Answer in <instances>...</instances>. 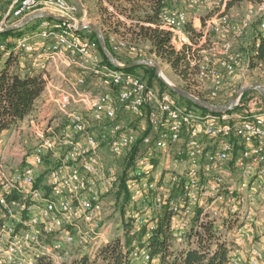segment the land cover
I'll use <instances>...</instances> for the list:
<instances>
[{"label":"built area","instance_id":"built-area-1","mask_svg":"<svg viewBox=\"0 0 264 264\" xmlns=\"http://www.w3.org/2000/svg\"><path fill=\"white\" fill-rule=\"evenodd\" d=\"M226 3L185 1L189 9L205 6L211 13L197 39L187 31V10L165 11L154 26L171 33L170 46L177 53L185 51L189 69L195 67L199 77L211 83L203 100L219 107L229 106L235 97L227 95L224 71L237 75L245 58L233 52L227 38L242 35L253 15L245 17L241 29L229 20ZM4 9L5 0H0V31L38 13L66 17L73 23L42 18L34 31L14 41L11 50H7L8 42L0 43V55L20 53L21 66L40 72L46 82L36 111L22 121L29 119L22 131L29 130L39 141L27 165L8 173L0 162V264H39L43 258L53 264H71L72 245L88 249L84 255L96 259L111 242L104 230L103 198L118 192L124 171L128 173L127 218L132 220L133 233L146 228L150 237L159 213L168 209L175 238L184 248L194 228L201 230L212 222L218 238L230 247L228 264H264V110L240 108L244 93L232 109L211 111L173 95L166 84L169 90H162L157 82L149 84L141 74L116 67L109 59L111 66L106 64L99 39L82 33L94 32L90 29H78L86 25L73 17L80 8L68 0H13ZM258 10L263 13L261 37L264 2ZM104 29L100 31L105 40ZM219 37L221 41H216ZM110 44L116 54L134 62H155L145 58L137 41L111 35ZM259 44L257 40L256 49ZM246 59L248 68L253 65L264 72V59ZM92 84L95 89L90 88ZM42 98L55 111L43 118L35 116ZM57 114L63 121L54 125ZM104 146L114 157L127 159L128 168L122 174L105 167L99 155ZM49 156L58 167L49 173L47 190H43L37 183ZM14 193L21 196L20 201H9ZM53 234L57 238L47 253L24 254L39 245L42 237ZM245 246L249 256L243 260ZM131 259L132 264L139 259L156 263L146 248H137Z\"/></svg>","mask_w":264,"mask_h":264},{"label":"trees","instance_id":"trees-1","mask_svg":"<svg viewBox=\"0 0 264 264\" xmlns=\"http://www.w3.org/2000/svg\"><path fill=\"white\" fill-rule=\"evenodd\" d=\"M102 7L108 15V19L111 20L116 15L112 14L108 8L103 5L108 3L119 14L126 15L133 23L132 28L136 30L133 34L136 41H143L148 43L151 47L149 53L155 54L159 58H162L172 64L173 68L178 72L181 79L190 85L191 73H189V63L183 53H177L171 46V33L161 30L158 27L161 21V15L165 11L174 10L175 5L185 3L186 0H100ZM264 0H227L225 13L227 14L234 8L241 6L244 3H252L259 5ZM107 18V17H106ZM103 21L107 29L104 31V37L108 49L110 52L120 61H124L127 64H131L134 60H123L119 54H116L110 44V36L113 33L119 32V28L123 23L117 21V23L108 22V19ZM33 23L26 25L18 30L5 31L0 33V43L8 42V49L11 50L13 45H10V39L21 36L28 29L32 28ZM149 24V25H145ZM131 30V29H130ZM187 31L195 34V29L192 24L187 25ZM84 35H88L93 40L98 41L97 34L95 32H82ZM259 40V47L256 49V41ZM100 51L104 62L111 66L108 58L104 54L102 48ZM250 53V54H249ZM3 53L1 52V55ZM248 54V56H247ZM244 55L252 62L264 59V36L259 37V34L255 37L252 50H249ZM253 54V55H252ZM0 55V138L6 131H11L19 125L26 117L32 115L37 109V103L40 100L44 88L45 79L40 72H33L28 67H22L19 59L10 56L2 60ZM243 55V54H242ZM143 70V74L140 72ZM129 72L141 74L149 84L157 82L162 90H169L164 82L159 77L156 68L148 66H138L133 69H127ZM196 74V73H193ZM188 89V87H187ZM173 95H176L172 90H169ZM199 92V91H198ZM199 97L206 99L204 94L198 93ZM250 94L247 92L244 94L242 104L240 108H246L247 103L251 100ZM189 104L194 105L191 101H187ZM262 104V103H261ZM135 152L132 153L128 165L132 164L135 158V153L138 151V147L135 148ZM50 158V157H49ZM50 166V167H49ZM58 167V163L54 161L51 166L45 164L46 171L42 174V177L37 183V187L42 188L46 179L51 171ZM128 178L127 171H124L121 175L120 185L118 192H116L118 201L126 207L128 203L129 194L127 192L126 181ZM21 200V196L14 193L9 197V201ZM133 226H124L123 237L113 239L108 245L103 247L99 256L92 260L90 256L83 255L72 261L71 264H132V253L137 249L146 248L152 258H154L157 264H228L230 259V247L221 239L218 238L214 224L208 222L203 224L201 230L193 229L187 237L188 248L179 247L175 235L172 230L171 214L168 209H164L158 215L157 228L147 238V229L143 228L141 231L133 233ZM194 241V245L193 242ZM39 264H53L47 259H40ZM152 264V263H149Z\"/></svg>","mask_w":264,"mask_h":264},{"label":"rangeland","instance_id":"rangeland-1","mask_svg":"<svg viewBox=\"0 0 264 264\" xmlns=\"http://www.w3.org/2000/svg\"><path fill=\"white\" fill-rule=\"evenodd\" d=\"M12 2L13 0H5V9H4L5 11L8 10V7L12 4ZM70 3L80 8L79 12L73 15V17L78 20L79 25L94 24L98 26L100 29L102 28L107 29L106 28L107 26L103 24V21L105 20L106 17H107L106 19H108V15L104 10V8L102 7V4H100L101 3L100 0H72ZM103 5L106 8V4ZM82 6H84L85 8H83ZM258 7L259 5H254L252 3H244L241 6L234 8L227 13L229 20L233 24L237 25L239 28L242 29L245 17L251 12H253L251 23L249 27L243 31V34L238 37L232 35L231 37L227 38V41L232 42L233 52L241 53L245 55L249 50H252V45L255 37L259 33V25L263 17V13L258 10ZM173 9L187 10L191 16L195 17V19L198 20L199 26L198 28H195V34H193L195 35V37L197 36L196 39L199 37L198 31H201V29L205 24V21L211 15L209 9L206 8L205 6L199 7L197 9H189L184 2L175 5ZM110 12L116 15V18L114 17L111 20L108 19L109 23L110 22L117 23V21H120V23L124 24L120 26L119 32L113 33L111 35L124 36L125 38L131 41H136V38L133 34V31H135L136 29L132 28L133 22L126 15L119 14L116 11H115L116 13H113L112 11ZM39 23H40L39 19L35 20L34 24L32 25V28L28 29L26 32L34 31L38 27ZM17 38L10 39L9 41L11 42L10 45H14V41ZM216 41H221V38L219 37L218 40L216 39ZM137 43L144 50V56H146L145 58L154 60L160 66L164 76L175 86L192 93L196 97H199L198 94L199 92L197 88L199 89L200 92L202 91L204 93L205 97L209 96V92H210L209 87L211 83L210 82L208 83V81L206 80H202L199 77L197 69L195 67L192 68V70L191 68L188 70L189 73H191L190 74L191 80H190V85H187L181 80V78H178L179 77L178 72H176L172 64H170L168 61L162 58H159L155 54L149 53L151 51L150 50L151 47L148 43H145L141 40L139 42L137 41ZM18 56H21L20 53L15 52V54H13V57L17 58ZM124 56L120 55V57H122L123 60L128 59L127 57ZM1 57L2 60L5 59L4 54H2ZM140 72L143 74V70H141ZM224 83L225 86L227 87L226 91L229 94V99L233 98L242 88H247L248 90L245 93L248 92L252 98H256L259 100L260 103H262L260 106L256 101H253L252 109L255 110L256 112L262 111L264 109V97L261 94L260 89L251 88L253 86L254 87L259 86L264 88V72L253 65L251 66V68H248L246 58H243L242 64L237 69V75L230 76L226 74V72L224 71ZM90 88L95 89L96 87L93 86L92 84L90 85ZM62 121L63 120L61 116L57 114L53 123L55 125L57 122H62ZM128 123L129 122H127V124ZM24 131L25 134L20 133L18 135L16 134L15 137L13 138L8 137V139L6 140V146L8 147V149L7 148L0 149V162L3 163V165L6 167V171L8 173H11L16 169H21L25 167L27 165L26 162L27 158L31 156L36 145L39 143V141L35 139L34 135L30 133L29 130L25 129ZM24 140L27 142H25ZM99 155L106 168H115L121 174L122 171L128 168L127 159L114 157L107 146H104L102 147V149H100ZM49 157H46L45 164L48 165V163H50L52 166L55 160ZM47 187L48 186L46 179V182L44 183V186H42V189L47 190ZM178 194L179 193H177L176 195ZM103 205H104V214H103L104 230L107 233L106 235L109 236L108 239L111 241L115 238L123 237V233H124L123 226L126 225L129 227L130 225H132L131 223L132 220H130V218H127V212L129 211V207L128 206L124 207V211H123V204L122 202L118 201L115 192L103 198ZM23 228H20V230H22ZM56 238H57L56 234L50 236H44L41 238L39 245L31 246L30 248L26 249V251H24V254L31 255L32 257H34V255H41L42 253H47V249L53 245V242L55 241ZM8 244L9 243H7L6 246ZM179 247L184 248L181 245ZM69 250L72 261L88 252V249H82L77 245H72L71 247H69ZM20 256L22 255H19V257ZM134 263L149 264L147 262H143L141 259L135 260ZM153 264H157V262Z\"/></svg>","mask_w":264,"mask_h":264},{"label":"water","instance_id":"water-1","mask_svg":"<svg viewBox=\"0 0 264 264\" xmlns=\"http://www.w3.org/2000/svg\"><path fill=\"white\" fill-rule=\"evenodd\" d=\"M42 18L53 19V20H58V21H67V22L73 23V21L71 19L66 18V17L56 16V15L49 14V13H38V14L32 15L31 17L27 18L20 25L13 26V27H9V28L5 29L4 31H0V33L5 32V31H11V30L21 29L24 26L32 23L33 21H35L37 19H42ZM78 29L79 30L90 29V30L94 31L98 35V39H99V42H100V45H101V48H102L104 54L111 61V63L113 65H115L116 67L124 68V69H133V68H136L138 66H143V65L151 64V65L154 66V68H156V70L158 72L159 79L161 81H163L174 93H176L177 95H179V96H181L183 98L189 99L190 101H192L196 105H198L200 107H203V108H206L208 110H211V111H228V110H230V109H232L234 107L235 101L238 98H240L248 90L247 88H242L239 91V93H237L235 95V97L233 98V101L231 102V104L229 106H227V107L214 106V105L206 102L205 100L196 97L195 95L191 94L190 92H188V91H186V90H184L182 88H179V87L175 86L174 84L168 82L161 75L160 66L157 63L153 62V61L140 60V61H136L134 63L128 64V65H125V66L119 65L118 64V61H117V58L109 51L108 46L106 44V41L104 40L103 35H102L100 29L96 25L89 24V25H86V26H79ZM251 88L252 89H260L261 94L264 97V88L259 87V86H257V87L256 86L255 87L253 86Z\"/></svg>","mask_w":264,"mask_h":264},{"label":"crops","instance_id":"crops-1","mask_svg":"<svg viewBox=\"0 0 264 264\" xmlns=\"http://www.w3.org/2000/svg\"><path fill=\"white\" fill-rule=\"evenodd\" d=\"M69 2H71L72 0H68ZM189 21H190V24H192L193 28H198L199 26V23H198V20L195 19V17L191 16L189 14ZM254 42H255V39H254ZM250 54V53H249ZM253 55V54H252ZM178 78H181L180 76ZM182 80V79H181ZM183 81V80H182ZM185 84H187V82L183 81ZM188 85V84H187ZM205 87V86H204ZM197 88V87H196ZM206 88V87H205ZM197 90L199 91V89L197 88ZM200 92V91H199ZM227 92V91H226ZM202 94H204L202 91H201ZM227 95L229 96L228 92H227ZM207 98V97H206ZM253 101H256L260 106H261V103L259 102L258 99L256 98H252L248 103H247V106L246 108L249 109V110H252V112H256L255 110L252 109V102ZM264 110V109H263ZM262 110V111H263ZM55 111L53 109V107L50 106V103L48 101H46L45 99L42 98V100L40 101V104H39V110L38 112L36 113L35 116H40V117H44L46 116L47 114H54ZM29 120V119H27ZM27 120H25L24 122H22L19 127L11 130V131H6L3 133V135L1 136L0 138V149H8V147L6 146V140L8 139V137H15V135L17 134H20V133H23L25 134V131L22 132V128H25L26 126V123H27ZM25 141V140H24ZM27 142V141H25ZM112 241V240H111ZM263 240H261V245L263 246ZM260 246V244H259ZM248 246H245L244 249H243V260L247 259V257L249 256L248 255Z\"/></svg>","mask_w":264,"mask_h":264},{"label":"bare ground","instance_id":"bare-ground-1","mask_svg":"<svg viewBox=\"0 0 264 264\" xmlns=\"http://www.w3.org/2000/svg\"><path fill=\"white\" fill-rule=\"evenodd\" d=\"M164 76V75H163ZM165 77V76H164ZM166 78V77H165ZM167 79V78H166Z\"/></svg>","mask_w":264,"mask_h":264}]
</instances>
